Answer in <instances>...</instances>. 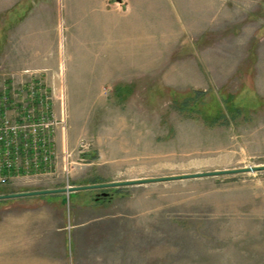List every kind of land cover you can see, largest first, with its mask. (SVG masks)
I'll return each instance as SVG.
<instances>
[{"label": "rangeland", "instance_id": "1", "mask_svg": "<svg viewBox=\"0 0 264 264\" xmlns=\"http://www.w3.org/2000/svg\"><path fill=\"white\" fill-rule=\"evenodd\" d=\"M34 5L48 61L25 60ZM31 84L53 97L54 169L0 196L263 167L264 0H0V85ZM53 196L69 201L0 200V264H36L19 248L49 220L87 236L38 264H102L104 246L114 264H264V171Z\"/></svg>", "mask_w": 264, "mask_h": 264}, {"label": "built area", "instance_id": "2", "mask_svg": "<svg viewBox=\"0 0 264 264\" xmlns=\"http://www.w3.org/2000/svg\"><path fill=\"white\" fill-rule=\"evenodd\" d=\"M52 105L41 84L0 85V188L53 171L58 120Z\"/></svg>", "mask_w": 264, "mask_h": 264}, {"label": "crops", "instance_id": "3", "mask_svg": "<svg viewBox=\"0 0 264 264\" xmlns=\"http://www.w3.org/2000/svg\"><path fill=\"white\" fill-rule=\"evenodd\" d=\"M35 6H37V5L32 6V8L28 10L29 15H28L27 19L30 18V20L23 21L22 23L19 24V26L25 25L26 29H32V31H34V33H33L34 35L31 38H28V40L24 43L25 47L23 48V50H25V52H26L25 60L26 61H34V62H37V61L43 62V61L49 60V57L47 58V57L43 56L42 41H41V35L43 34L42 32L44 30L45 24L43 23L44 21L42 20L41 14L37 15V13L35 12L36 9L38 8V6L37 7H35ZM33 8H35V9H33ZM8 10L9 9H7L6 11H8ZM33 13L35 14V20L34 21L31 20ZM45 28H47V26ZM37 30H39V33L36 32ZM111 60H113V57L111 58ZM41 66L42 65H40L39 68H42ZM26 68L31 69V70L32 69L35 70L34 68H36V65H35V63H34V65L29 64V65H26ZM53 195H55V194H53ZM53 195H45V197H42L40 199L44 202V204H47V205H56L57 204V205H60L61 207H64L67 204V202L69 201V200H67V198H63V197L57 198V197H54ZM35 197H37V196H35ZM35 197H25L23 199H25L26 201L38 199ZM74 199L80 200L78 197L73 198L71 200V201H73V204L75 203ZM125 200L126 199L124 197L122 202ZM114 202H115V200L107 202L106 206L108 205V207H110L113 205ZM102 205H104V202H103V204H97L96 207H104ZM85 209H91L90 205L83 204V206L80 208V210L82 211V213H84ZM51 221H53V220H49L48 222H46V225H44L45 228L42 227L41 229H35L34 234H29L30 239L28 241H27V239H25V242L23 245L26 248H24V247L22 249H21V247L19 248L20 254L21 253L25 254V258L23 257L25 259V261H27L29 263L34 262L36 264H38L40 262V260L42 261L45 259L46 260L51 259V261H57L56 258L58 257L59 253H62L64 251V249H65V251L72 252L75 257H76V255L79 256V254L81 252V247L78 244V238L81 236H85V235L87 236V233H86L87 231L79 230V228H75V227H70L71 226L70 223L67 225L68 228H66V229L63 228L62 230H59V229H56L54 226L50 225L52 223ZM62 232H63V234H61ZM27 236H28L27 233H25V237H27ZM32 237H34V238L32 239ZM60 237H62V239H63V240H61V242L63 244L62 247L58 242V241H60L59 240ZM21 242L23 243V240H21ZM92 248L94 250H98V249L102 248V246H98V245H96L94 247L90 246V248H86V250L90 249L92 252ZM86 250H85V252L88 253V251H86ZM98 252L99 253L101 252L100 254H103L100 257L104 261V263H102V264H114L113 260L115 257L112 254H114V252H116V246H114V248H111V251H108L107 246H104V250H101ZM107 252H110V254L112 255L110 260H108V258H107ZM32 253L34 254V256L32 255ZM39 253H40V255H39Z\"/></svg>", "mask_w": 264, "mask_h": 264}, {"label": "water", "instance_id": "4", "mask_svg": "<svg viewBox=\"0 0 264 264\" xmlns=\"http://www.w3.org/2000/svg\"><path fill=\"white\" fill-rule=\"evenodd\" d=\"M259 171H264V166L263 167L244 168V169H239V170H225V171L195 173V174L168 177V178L157 179V180L127 181V182H123V183L121 182V183L101 184V185H94V186L68 187L65 189L10 194V195L0 196V200H9V199H17V198H25V197H35V196L51 195V194H69V193H73V192L88 191V190H102V189H106V188L130 186V185H136V184H147V183L160 182V181H179V180H189V179H200V178L217 177V176L236 174V173H250V172L253 173V172H259ZM106 195L107 194H105V193L102 194L103 197H105Z\"/></svg>", "mask_w": 264, "mask_h": 264}, {"label": "trees", "instance_id": "5", "mask_svg": "<svg viewBox=\"0 0 264 264\" xmlns=\"http://www.w3.org/2000/svg\"><path fill=\"white\" fill-rule=\"evenodd\" d=\"M18 7H20V6H18Z\"/></svg>", "mask_w": 264, "mask_h": 264}]
</instances>
